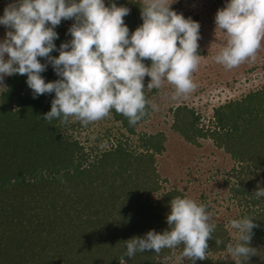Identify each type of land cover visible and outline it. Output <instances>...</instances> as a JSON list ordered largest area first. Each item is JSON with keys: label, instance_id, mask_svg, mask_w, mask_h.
Segmentation results:
<instances>
[{"label": "trees", "instance_id": "trees-1", "mask_svg": "<svg viewBox=\"0 0 264 264\" xmlns=\"http://www.w3.org/2000/svg\"><path fill=\"white\" fill-rule=\"evenodd\" d=\"M141 2L105 0L106 6L115 3L130 9L124 18L130 34L143 23ZM171 8L198 22L203 33L200 14L181 2ZM72 25L56 26L58 38L51 56L58 57L60 45L72 39ZM38 59L47 64L41 73L46 82L60 78L46 58ZM144 63L150 66L151 61ZM4 81L0 87V264H120L127 240L169 228L170 201L184 193L163 189L157 155L166 148V133L137 131L151 108L134 126L113 110L111 119L125 139L88 148L73 134L79 121L44 120L54 92L33 98L26 75L13 74ZM144 84L146 88V79ZM154 92L146 90L147 99ZM170 111V127L183 140L200 146L201 139H210L230 156L233 163L224 184L238 207L233 219L255 217L259 225L251 240L256 255L245 264H264V197L255 195L264 188V84L215 105L206 123L185 103ZM135 134L137 143H129ZM215 223L207 259L195 264H235L226 246L235 243L237 233L232 235L223 221ZM215 239L223 243L217 246ZM183 247L165 248L159 254L138 252L125 257V264H172L173 260L192 264L182 258Z\"/></svg>", "mask_w": 264, "mask_h": 264}, {"label": "clouds", "instance_id": "clouds-1", "mask_svg": "<svg viewBox=\"0 0 264 264\" xmlns=\"http://www.w3.org/2000/svg\"><path fill=\"white\" fill-rule=\"evenodd\" d=\"M174 0H142L143 23L130 34L124 21L130 9L105 0H15L4 9L0 24L9 29L0 41V82L13 74L26 75L33 98L55 93L51 110L44 120L63 124L75 118L83 125L122 114L136 125L148 109L158 105L146 97V90L174 87L172 98L187 97L198 84L193 74L199 70L200 24L171 8ZM62 19H74L69 29L72 39L62 43L59 56L55 31ZM216 30L227 37L226 46L214 57L216 63L231 70L251 60L264 47V0H228L215 15ZM7 56V59L5 58ZM46 58L59 79L46 82L41 75ZM145 60L151 64L146 65ZM145 76L150 82L145 88ZM264 197V188L255 191ZM169 228L162 233L150 230L143 237L126 241L120 258H132L138 252L174 249L183 245L182 258L195 264L207 259L208 241L213 239L216 223L208 205L188 197L170 201ZM236 230L235 243L227 252L235 264H245L256 255L251 246L255 217L230 221ZM217 246L223 241L215 239Z\"/></svg>", "mask_w": 264, "mask_h": 264}, {"label": "rangeland", "instance_id": "rangeland-1", "mask_svg": "<svg viewBox=\"0 0 264 264\" xmlns=\"http://www.w3.org/2000/svg\"><path fill=\"white\" fill-rule=\"evenodd\" d=\"M13 2L15 0H0V16H3L5 7ZM180 2L185 9L200 14L205 23L199 39L203 50L200 54L201 64L199 70L193 74L198 87L187 97L177 99L172 98L174 87L170 84L165 83L161 89H155L150 100L158 105L159 110L152 111L148 119L138 125L137 131H164L167 135L166 148L157 155L163 189L176 188L184 193V197L194 199L198 203L205 204L203 201L205 198L214 221H223L230 226L238 207L234 200L228 198L224 178L233 161L226 152L216 148L210 139H201L200 146L183 140L170 127L172 121L170 108L185 103L193 107L201 115L202 122L206 123L215 105L231 98H239L264 84V47L258 52L255 61L249 60L237 68L226 69L214 60L226 46L227 41L226 35L216 30L215 15L219 9L226 6L228 0H174L172 4ZM62 23L71 25L75 20L62 19L60 24ZM8 30L0 24V41L4 40ZM5 58L7 59V56ZM145 79L148 84L150 77L145 76ZM4 80L0 82V87ZM120 132L121 129L109 115L86 126L80 123L73 134L85 146L91 148L96 145L109 146L118 138L125 139L120 136ZM129 143H137L136 134L129 138ZM230 232L232 235L236 234L235 229H231ZM172 264L177 262L173 260Z\"/></svg>", "mask_w": 264, "mask_h": 264}]
</instances>
